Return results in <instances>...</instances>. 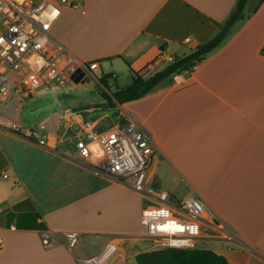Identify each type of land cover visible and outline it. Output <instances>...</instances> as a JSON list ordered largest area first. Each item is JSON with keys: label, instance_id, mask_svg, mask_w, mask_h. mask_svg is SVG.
<instances>
[{"label": "crops", "instance_id": "crops-1", "mask_svg": "<svg viewBox=\"0 0 264 264\" xmlns=\"http://www.w3.org/2000/svg\"><path fill=\"white\" fill-rule=\"evenodd\" d=\"M77 1L83 12L61 8L50 34L66 58L98 69L80 72L68 86L14 94L0 113L1 121L29 132L0 125V264H79L109 241L116 245L109 264H128L148 251L137 238L144 200L80 163L74 148L84 122L104 132L129 118L151 135L150 186L173 202L195 191L228 234L204 233L218 238L200 248L228 264H264V1L250 0L220 45L177 81L170 77L141 100L103 108L101 75H113V92L131 84L130 70L161 71L212 39L237 0ZM94 93L100 100L89 101ZM50 94L47 108L23 123L24 104ZM169 185L185 186L180 198ZM45 230L54 233L46 249ZM67 232L78 234L72 253Z\"/></svg>", "mask_w": 264, "mask_h": 264}, {"label": "built area", "instance_id": "built-area-1", "mask_svg": "<svg viewBox=\"0 0 264 264\" xmlns=\"http://www.w3.org/2000/svg\"><path fill=\"white\" fill-rule=\"evenodd\" d=\"M63 7L83 12L77 0L42 1L36 5L33 0H0V113L14 94L26 98L43 87L67 86L76 82L80 72L98 69L95 62L77 63L55 49L50 28ZM177 78V74L172 76L174 81ZM0 125L26 132L16 124L0 120ZM95 128L94 122L83 123L74 143L77 159L97 175L123 184L147 202L141 213L137 238L148 243V251L200 248L204 241L218 238L208 236L212 233L228 237L195 191L172 202L166 191L150 186L148 177L155 149L151 135L140 121L129 118L125 126L104 132H96ZM92 154L96 156L95 161L90 160ZM206 231L208 235L204 234ZM53 239L54 233L50 230L40 235L45 249L52 245ZM65 239L66 248L72 253L78 234L67 232ZM115 250V243L109 241L98 254L79 264H109Z\"/></svg>", "mask_w": 264, "mask_h": 264}, {"label": "trees", "instance_id": "trees-1", "mask_svg": "<svg viewBox=\"0 0 264 264\" xmlns=\"http://www.w3.org/2000/svg\"><path fill=\"white\" fill-rule=\"evenodd\" d=\"M250 0H237L227 20L218 24V33L209 41L200 44L195 50L185 56L174 57L161 71L151 75L143 76L130 70L131 84L125 88H115L109 92L108 81L114 80L112 74L101 75L97 82L102 86L101 97L113 104L122 106L127 103L141 100L154 92L156 86L162 81L172 77L174 74L189 72L197 66L205 55L209 54L220 45L230 29L245 16V8ZM264 1V0H259ZM109 92V94L107 93ZM113 102V103H112ZM136 264H228L226 259L208 249L195 248L188 250L161 249L140 252L135 256Z\"/></svg>", "mask_w": 264, "mask_h": 264}, {"label": "rangeland", "instance_id": "rangeland-1", "mask_svg": "<svg viewBox=\"0 0 264 264\" xmlns=\"http://www.w3.org/2000/svg\"><path fill=\"white\" fill-rule=\"evenodd\" d=\"M41 0H33V3L36 5V4H38L39 2H40ZM46 1H49V0H46ZM49 2H51V1H49ZM9 80V79H8ZM164 82V81H163ZM162 82V84H164ZM159 85V84H158ZM68 86V85H67ZM101 86V85H100ZM120 86L122 87V88H125L126 86H124L123 84H120ZM102 87V86H101ZM94 89V88H93ZM97 89V85H95V90ZM109 91L110 92H112V90L111 89H109ZM107 93V92H106ZM108 94V93H107ZM54 98H55V96H53V95H34L33 96V100L31 101V103H29V104H24V107H23V110H22V122L23 123H25V124H27V125H31V123L34 121V116L36 115V114H39L42 110H44V109H46L47 108V103L50 101H52V100H54ZM60 98L62 99V96H60ZM64 99L67 101V102H72L73 100H75V99H73L71 96H65L64 97ZM28 100V99H27ZM79 100H81V99H79ZM98 101V100H100L99 99V97H97V95H95V93H94V97H91V99H89V101ZM26 101V100H25ZM84 101H88V100H84ZM109 105H110V103L109 102H107V103H104V105H98V107H101V106H105V107H109ZM95 107H97V106H95ZM101 108H103V107H101ZM116 114H113V113H111V117H113L114 118V116H115ZM121 127H123V126H121ZM175 187V189H173ZM184 187L185 186H182V185H169L168 187H167V190L168 191H170V193L172 192L173 193V195L175 196V197H178V198H180V196H178L177 194H181L183 191H184ZM171 196V195H170ZM170 200H172V202H173V200H175L174 198H171L170 197ZM144 205L146 206L147 205V202H145L144 201ZM205 233H207V234H209V231H206ZM142 244L141 243H139V246H141ZM201 245V244H200ZM135 261H131V262H129L128 264H135L134 263Z\"/></svg>", "mask_w": 264, "mask_h": 264}]
</instances>
